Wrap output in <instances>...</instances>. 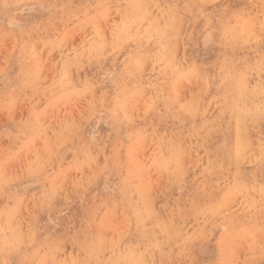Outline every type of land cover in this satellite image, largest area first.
Returning a JSON list of instances; mask_svg holds the SVG:
<instances>
[{"label": "rangeland", "instance_id": "1", "mask_svg": "<svg viewBox=\"0 0 264 264\" xmlns=\"http://www.w3.org/2000/svg\"><path fill=\"white\" fill-rule=\"evenodd\" d=\"M203 1L175 17L173 98L124 0H0V264H264V0Z\"/></svg>", "mask_w": 264, "mask_h": 264}, {"label": "bare ground", "instance_id": "2", "mask_svg": "<svg viewBox=\"0 0 264 264\" xmlns=\"http://www.w3.org/2000/svg\"><path fill=\"white\" fill-rule=\"evenodd\" d=\"M42 1V0H41ZM73 1V0H72ZM112 1V0H111ZM134 1L135 0H124V4H125V7L123 8L122 6V8L120 9V10H118V15H120V19L123 21V22H127V23H129L128 21L130 20V21H133V20H135V19H139L140 18V20H142V22L143 21H145L147 24H148V27H147V30H146V32L144 33V34H142V35H140V36H137V35H134L133 36V38H135V40H138V42H140L141 44H142V42L144 41V42H150L151 44H152V47L155 49V53H157V54H161V55H159V59L162 61V69L164 70V71H167V84H168V86H169V90H170V92H167V94L169 95V96H172L173 97V94H174V89L176 88V85H177V88H179V86L178 85H181V83H183L182 81L183 80H186L187 78L188 79H190L188 76V73L190 72V68L188 69V68H185V67H183V68H180V66H179V64H177V59H175L176 57H174V55H172V53H171V51H173V47H174V44H175V40L177 39V38H179L178 36H179V33L177 32V31H175L174 30V25H175V17H182V15H183V13H184V11L185 10H187L186 8H188V10H190L191 11V6H196V7H198V8H201V7H205L206 6V3H205V1H203V0H170L169 2H166V3H163V4H161V5H158V6H156L155 7V9H156V12L155 11H152V12H150V11H148V5L147 4H149V3H144L143 5H142V8H140V7H135V5H134ZM153 1V0H152ZM156 1V0H155ZM163 1V0H162ZM106 1H104V3H105ZM109 2V1H108ZM154 2V1H153ZM225 2H226V0H225ZM27 3V2H26ZM116 3V2H115ZM118 3V2H117ZM81 4V3H80ZM109 4H111L110 2H109ZM152 4H154V3H152ZM9 5V4H8ZM98 5V4H97ZM123 5V4H122ZM99 6V8H101V6H102V4H101V6L100 5H98ZM105 6V5H104ZM112 6H114V5H112ZM137 6V5H136ZM110 7V6H109ZM108 7V8H109ZM118 7V6H117ZM151 7H152V5H151ZM191 7V8H190ZM232 7V6H231ZM6 8V7H5ZM4 8V9H5ZM158 8H162L161 9V13H159L160 11L158 10ZM195 9V8H194ZM203 9V8H202ZM202 9H200L199 11H204V10H202ZM89 10V9H88ZM110 10V9H109ZM115 10V9H114ZM157 10H158V12H157ZM187 10V11H188ZM72 11V10H71ZM90 11V10H89ZM93 11V9L91 10V12ZM98 11H99V9H98ZM198 11V12H199ZM114 12V11H113ZM196 12H197V10H196ZM76 13V12H75ZM112 13V12H111ZM92 14H93V12H92ZM92 14L91 15H89V17H91L92 16ZM96 14V13H95ZM101 14V13H100ZM117 14V13H116ZM188 14V13H187ZM110 15H112V14H110ZM109 15V16H110ZM70 16V15H69ZM80 16V15H79ZM101 16H102V14H101ZM100 16V17H101ZM114 16V15H113ZM198 16V15H197ZM107 17V16H106ZM110 17H112V16H110ZM87 18V17H86ZM260 18V17H259ZM90 19H92V17L90 18ZM97 19V18H96ZM99 19V18H98ZM111 19H113V18H111ZM119 19V18H118ZM180 19V18H179ZM178 20V19H177ZM186 20V19H185ZM71 21V20H70ZM77 21H79L80 22V20H77ZM92 21H93V19H92ZM102 21V20H101ZM105 21V20H104ZM107 21V20H106ZM116 21V20H115ZM115 21H114V23H115ZM184 21V20H183ZM193 21V20H192ZM74 22V21H73ZM120 22V21H119ZM118 22V23H119ZM135 22V21H134ZM238 22H242V20H235V23H238ZM87 23V22H86ZM89 23H90V21H89ZM117 23V24H118ZM133 23V22H132ZM256 23V22H255ZM74 24V23H73ZM76 24V23H75ZM82 24V23H81ZM80 24V25H81ZM147 24H143V26H145V25H147ZM181 24H182V22H181ZM186 24V23H185ZM77 25V24H76ZM90 25V24H89ZM93 25V24H92ZM119 25V24H118ZM96 27H97V25H95ZM110 26H112V25H110ZM137 26V25H136ZM135 26V27H136ZM140 26H141V24H140ZM143 26H141V27H143ZM76 27V26H75ZM89 27V26H88ZM87 27V28H88ZM99 27V26H98ZM131 27V26H130ZM134 27V26H133ZM141 27H140V29H141ZM193 27V26H192ZM191 27V28H192ZM248 27V26H247ZM254 27H256V26H254ZM72 28V27H71ZM76 28H79V27H76ZM83 28H85V27H83ZM90 29H91V27H89ZM88 28V29H89ZM258 28V27H257ZM86 29V28H85ZM126 29V28H125ZM134 29V28H133ZM183 29V28H182ZM93 30H94V26H93ZM115 30V29H114ZM117 30V29H116ZM128 30H129V28H128ZM131 30V29H130ZM250 30H253V28L251 27V29ZM87 31V30H86ZM121 31H122V29H121ZM124 31V30H123ZM122 31V32H123ZM254 31V30H253ZM70 32V31H69ZM85 32V31H84ZM91 32H92V30H91ZM122 32H120V33H122ZM127 32H130V31H127ZM132 32V31H131ZM130 32V33H131ZM140 32H141V30H140ZM180 32V31H179ZM182 32H184V31H182ZM257 32H258V30H257ZM83 33V32H82ZM86 33V32H85ZM116 33H117V31H116ZM133 33V32H132ZM131 33V34H132ZM176 33H177V35H176ZM187 33H188V31H187ZM255 33V32H254ZM88 34H89V32H88ZM113 34V33H112ZM119 34V33H118ZM138 34V33H137ZM181 34H183V33H181ZM243 34V31H241V30H239L238 28H237V26L235 25V26H233V27H229V29H227V30H225L224 28H223V30H221V36L222 37H225L226 35H229V36H231V37H241V35ZM250 34H252V32H250ZM124 35V34H123ZM130 36H132V35H130ZM209 37H211V34H209L208 35ZM252 36H253V34H252ZM181 37V36H180ZM256 37H257V35H256ZM105 38H107V35H106V37ZM116 38L117 39H121V38H123V37H120V36H116ZM136 38H138V39H136ZM208 38V37H207ZM212 38V37H211ZM250 38H251V36H250ZM250 38H249V40H250ZM109 38H107V40H108ZM172 39V40H171ZM169 40H171V41H169ZM180 40H183V39H179V41ZM251 41V40H250ZM250 41L248 42V43H250ZM104 42V41H103ZM183 42H184V40H183ZM109 43V42H108ZM119 43H120V41H119ZM130 43V42H129ZM186 43V42H185ZM253 43V42H252ZM251 44V43H250ZM113 45V44H112ZM129 45V44H128ZM177 45H178V42H177ZM105 46V45H104ZM104 46H102L103 48H104ZM225 46H227V45H225ZM107 47V46H106ZM105 47V48H106ZM124 47V46H123ZM113 48H114V46H113ZM152 48V49H153ZM180 48V47H179ZM109 48H106L105 50L103 49V51L105 52L106 50H108ZM153 49V50H154ZM148 50V49H147ZM150 50V49H149ZM98 51V50H97ZM96 51V52H97ZM109 51V50H108ZM92 52H94V49H93V51ZM103 52V54H105ZM149 52V51H148ZM114 53V52H113ZM167 53H169V55L168 56H166V54ZM180 53V52H179ZM77 54V53H76ZM75 54V55H76ZM150 54V53H149ZM71 55V54H70ZM69 55V56H70ZM87 55V54H86ZM86 55H84L83 54V56H85L86 57ZM90 55V54H89ZM89 55H88V57H89ZM92 55H93V53H92ZM79 56V55H78ZM81 56V55H80ZM91 56V55H90ZM106 56V55H105ZM107 56H108V54H107ZM71 58H72V55H71ZM74 58V57H73ZM76 58V57H75ZM75 58H74V60H75ZM103 58V57H102ZM85 59V58H84ZM140 59H144V58H142V57H140V58H134V59H132V64L131 65H133L134 67H136L137 66V64L139 63L140 65L143 63V60H140ZM78 60V59H77ZM80 60H81V58H80ZM80 60H78V61H80ZM68 61V60H67ZM141 63H140V62ZM145 61H147V59L145 60ZM149 61V60H148ZM238 61V60H237ZM70 62V61H69ZM74 62V61H73ZM82 62V61H81ZM89 62V61H88ZM96 62V61H95ZM97 62H98V60H97ZM240 62H241V59H240ZM72 63V62H71ZM76 63V60H75V62H74V64ZM79 64H80V62H79ZM94 64V63H93ZM144 65V67H145V64L146 65H149V62H148V64L145 62V63H143ZM183 64H185V63H183ZM71 65V64H70ZM91 65V64H90ZM75 66H76V64H75ZM74 66V67H75ZM124 66V65H123ZM142 66V65H141ZM144 67H143V70H144ZM194 67V66H193ZM76 68H78V67H76ZM141 68V67H140ZM147 68H149V66H147ZM147 68H145L146 70H147ZM22 69V68H21ZM91 70V69H90ZM145 70V71H146ZM70 72H71V70H70ZM73 72V71H72ZM125 72V71H124ZM188 72V73H187ZM60 73H61V70H60ZM63 73V72H62ZM74 73H76V72H74ZM73 73V74H74ZM127 73V72H126ZM208 73V72H207ZM145 74V73H144ZM148 74V73H147ZM68 75V74H67ZM128 75V74H127ZM201 75V74H200ZM260 75V74H259ZM143 76V75H142ZM145 76H146V74H145ZM202 76V75H201ZM129 77H130V75H129ZM133 77V76H132ZM185 77H187L186 79H185ZM68 78V77H67ZM231 80H234V79H238L239 80V82H240V79H241V76L240 75H237V74H232L231 75ZM263 79H264V77H262ZM147 79V78H146ZM236 79V81H238ZM252 79V78H251ZM72 80V79H71ZM117 80V79H116ZM115 80V81H116ZM124 80V79H123ZM123 80H120V81H123ZM145 80V79H144ZM198 80V79H197ZM197 80H196V82H197ZM86 81V80H85ZM94 81V80H93ZM145 81H147V80H145ZM189 81H191V80H189ZM89 82H90V79H89ZM87 83V85L88 84H90V83ZM137 82V81H136ZM148 82V81H147ZM151 82V81H150ZM192 82H193V79H192ZM238 82V83H239ZM120 83V82H119ZM140 83V82H139ZM146 83V82H145ZM191 83V82H190ZM250 83V82H249ZM80 84V83H79ZM101 84V83H100ZM132 84H133V86H134V83L132 82ZM183 84H186V86H187V83H183ZM201 84V83H200ZM234 84H236V86L234 85V86H232L234 89H235V95H237V93H238V87H239V85H237V83H234ZM77 85V84H76ZM90 85H93V82H92V84H90ZM98 85V84H97ZM123 85V84H122ZM136 85H137V83H136ZM141 85V84H140ZM146 85V84H145ZM144 85V86H145ZM95 86V85H94ZM116 86H118V85H116ZM151 86V85H150ZM184 86V85H183ZM194 86H195V84H194ZM100 87V86H99ZM185 87V86H184ZM197 87V86H196ZM93 88V87H92ZM95 88H97V86L95 87ZM145 88V87H144ZM190 88V87H189ZM247 88H248V86H247ZM88 89V88H87ZM94 89V88H93ZM114 90V89H113ZM144 92V91H143ZM27 93V92H26ZM90 93V92H89ZM92 93V92H91ZM146 93L147 92H144V94H145V96H146ZM185 93V92H184ZM194 93L196 94V92L194 91ZM34 94V93H33ZM95 94V93H94ZM112 94V93H111ZM144 94H143V96H144ZM186 95V94H185ZM108 96V95H107ZM111 96V95H110ZM142 96V95H141ZM144 96V97H145ZM152 96V95H151ZM182 96V95H181ZM201 96V95H200ZM255 93L254 92H250L249 93V95L248 96H246V102L248 103V104H255V105H253V106H250V105H248L247 107H251V109L254 111V112H259L260 110H258V109H261V108H264V101H262L261 100V106H260V104H257L256 105V99H255ZM99 97V96H98ZM202 97V96H201ZM90 98V97H89ZM88 98V99H89ZM94 98H95V95H94ZM94 98H92L91 100L93 101L94 100ZM108 98L109 97H107V100H108ZM174 98V97H173ZM211 98V97H210ZM97 99H100V98H97ZM151 99H152V97H151ZM26 100V99H25ZM101 100V99H100ZM124 100L126 101V98L124 97ZM89 101H90V99H89ZM91 101V102H92ZM104 101V100H103ZM144 101V100H143ZM170 101H172V100H170ZM182 101V100H181ZM147 102H148V100H147ZM17 103V102H16ZM110 104V103H109ZM112 104V103H111ZM151 104V103H150ZM232 104V103H231ZM117 105V104H116ZM110 106V105H109ZM120 106V105H119ZM150 106V105H149ZM153 106V105H152ZM159 106V105H158ZM256 106H259V108L256 110L255 109V107ZM110 107H112V106H110ZM109 107V108H110ZM157 107V106H156ZM158 108V107H157ZM119 109H121V108H119ZM149 109V108H148ZM156 109V108H155ZM111 110V109H110ZM109 110V111H110ZM164 110H165V108H164ZM169 110V109H168ZM264 110V109H263ZM141 111V110H140ZM157 111H159L158 109H157ZM111 112V111H110ZM113 112H115V111H113ZM120 112H122V111H120ZM152 112H154V110L152 111ZM156 112V111H155ZM167 112V111H166ZM208 112V111H207ZM116 114V113H115ZM121 114H123V113H121ZM165 114V113H164ZM198 114V113H197ZM205 114V113H204ZM250 114V113H249ZM244 115V114H243ZM264 116V115H263ZM263 116L261 117V119L263 118ZM242 117V114H241V116H240V118ZM245 117V116H244ZM247 118V122H248V116H246ZM250 117H252L251 115H250ZM112 118V117H111ZM243 118V117H242ZM159 119V118H158ZM199 119V118H198ZM245 118H244V120H246ZM207 120V119H206ZM219 120V119H218ZM240 120V119H239ZM244 120H242L241 121V123H240V128L243 126V125H245V122H244ZM254 120V119H253ZM92 121V120H91ZM255 121V120H254ZM254 121H252V122H254ZM252 122H250V123H252ZM242 123H244L243 125H242ZM248 124V123H247ZM256 125L258 124V123H255ZM263 125V124H262ZM248 126V125H247ZM250 126H251V124H250ZM249 126V127H250ZM264 126V125H263ZM249 127H247V129L249 128ZM254 127V126H253ZM262 127V126H261ZM242 129V128H241ZM240 129V130H241ZM245 129V128H244ZM250 129V128H249ZM167 130V129H166ZM262 130V129H261ZM248 131V130H247ZM252 131V130H251ZM193 132V131H192ZM253 132V131H252ZM255 132V131H254ZM176 133V132H175ZM243 133V134H242ZM250 133V132H249ZM248 132H247V134H249ZM173 134H174V132H173ZM238 134H242V135H240L241 137L243 136H246L247 134H245V132H241V133H238ZM166 135H167V133H166ZM249 136V135H248ZM242 137V138H243ZM255 138H256V136H255ZM260 138V137H259ZM216 140H218V138H216ZM224 140V139H223ZM247 140V139H246ZM245 139H243V143H244V141H246ZM262 140V139H261ZM248 141V140H247ZM247 141L245 142L246 144H247ZM217 143V142H216ZM222 143V142H221ZM242 142H241V145L243 146V147H245L244 146V144H243ZM257 143V142H256ZM223 144V143H222ZM245 144V145H246ZM248 144H250V143H248ZM253 145V144H252ZM182 146V145H181ZM204 146V145H203ZM249 148H250V145L248 146ZM231 148V147H230ZM247 148V147H246ZM252 148H253V146H252ZM250 149V151L251 150H254V148L253 149ZM177 148H175V150H176ZM185 150H187V148H184ZM211 149H213L212 147H211ZM184 150V151H185ZM192 150H194L193 148H192ZM247 150V149H246ZM200 151H202V150H200ZM249 151V152H250ZM255 151H256V149H255ZM259 151V150H258ZM187 152V151H186ZM192 152V151H191ZM242 152V151H241ZM249 152H247V153H249ZM243 153H245V154H247L246 152H243ZM257 153V152H256ZM186 154H188V153H186ZM250 154H252L253 155V152L252 153H250ZM191 155V154H190ZM251 155V156H252ZM165 156V155H164ZM250 156V157H251ZM254 156H255V152H254ZM256 156H257V154H256ZM186 157V156H185ZM241 157H243V154H242V156ZM248 156H246L245 157V159L247 158ZM261 157V156H260ZM259 157V158H260ZM182 158V157H181ZM180 158V159H181ZM258 158V159H259ZM203 159H204V157H203ZM202 159V160H203ZM248 159V158H247ZM247 159H246V161H247ZM252 159V158H251ZM250 159V161L252 162L253 160H251ZM256 159V158H255ZM245 161V160H244ZM245 161V162H246ZM182 163V162H181ZM227 163V162H226ZM247 163V162H246ZM253 163V162H252ZM258 163V162H257ZM191 164H193L192 163V160H191ZM204 164V163H203ZM213 164V163H212ZM242 164H244V162L242 163ZM255 164V163H254ZM246 167V166H245ZM183 168H185V167H183ZM232 169V168H231ZM208 171V170H207ZM218 171V170H217ZM204 173V172H203ZM206 173V172H205ZM245 173V172H244ZM189 174V173H188ZM246 174V173H245ZM258 173H256V175H257ZM168 175H169V173H168ZM188 176V175H187ZM258 177V176H257ZM257 177H256V179H257ZM246 182H247V180H246ZM250 183V182H249ZM264 183V182H263ZM255 187H257L256 185H255ZM208 190H210V188H208ZM255 190H257V188L255 189ZM242 191H243V189H242ZM250 191V190H249ZM208 192V191H207ZM256 192H258V190L256 191ZM204 193V192H203ZM209 193V192H208ZM243 193H245V192H243ZM249 193V192H248ZM252 193V192H251ZM255 195H256V193H254ZM251 195V194H250ZM260 195V194H259ZM254 195H253V193H252V197H253ZM242 197V196H241ZM255 197V196H254ZM257 198V197H256ZM155 199V198H154ZM256 200V199H255ZM264 200V199H263ZM238 201V200H237ZM236 200H235V203L237 202ZM258 201V200H257ZM232 207V206H231ZM155 208V207H154ZM157 208V207H156ZM223 211V210H222ZM221 211V212H222ZM159 213V212H158ZM172 214V213H171ZM156 216V215H155ZM190 220H191V218H189ZM259 220H260V217H259ZM166 222V221H165ZM174 222V221H173ZM181 223V222H180ZM179 223V224H180ZM184 223H186V222H184ZM166 224V223H165ZM167 224H168V222H167ZM175 224V223H174ZM188 224V223H187ZM193 225V224H192ZM171 226H174V225H171ZM206 226H208V225H206ZM184 227H185V225H184ZM169 228V227H168ZM191 228V227H190ZM218 229V228H217ZM183 231V230H182ZM176 232H177V230H176ZM176 232H175V234H176ZM216 232V231H215ZM160 237V236H159ZM175 240V239H174ZM152 241V240H151ZM246 241H247V239H246ZM178 242V241H177ZM171 242L169 241V244H170ZM179 243V242H178ZM179 245V244H178ZM168 246H170V245H168ZM168 246H166V248L168 247ZM210 246V245H209ZM210 248V247H209ZM211 249V248H210ZM212 250V249H211ZM143 254V253H142ZM150 254V253H149ZM145 255V254H144ZM240 256V255H239ZM155 257H156V255H155ZM159 258V257H158ZM161 258V257H160ZM146 259H147V256H146ZM151 259H152V256H151ZM157 259V258H156ZM145 260V259H144ZM170 260V259H169ZM234 262V261H233ZM158 263H159V259H158Z\"/></svg>", "mask_w": 264, "mask_h": 264}, {"label": "crops", "instance_id": "3", "mask_svg": "<svg viewBox=\"0 0 264 264\" xmlns=\"http://www.w3.org/2000/svg\"><path fill=\"white\" fill-rule=\"evenodd\" d=\"M170 0H166V2H169ZM144 3H146V2H144V0H137V2L136 1H134V5H135V7L137 8V7H142V5L144 4ZM149 3V2H148ZM147 4V3H146ZM137 5V6H136ZM148 6H150V3L149 4H147ZM142 22V20H140V18L139 19H135V20H133V21H128V22ZM143 22H145V21H143ZM133 36H129L128 34H126V39H130V38H132ZM129 44V45H128ZM134 46H133V45ZM140 42H138V41H136L135 43H133V42H130V43H126L125 45H124V47H126V49L128 48H134V50H135V48H139L140 47ZM127 52V54L128 53H131L132 51H126ZM201 68V67H200Z\"/></svg>", "mask_w": 264, "mask_h": 264}]
</instances>
